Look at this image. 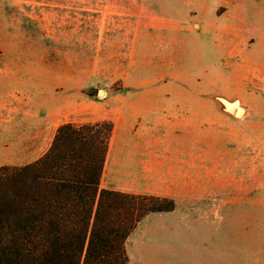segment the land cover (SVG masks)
<instances>
[{"label":"rangeland","instance_id":"obj_1","mask_svg":"<svg viewBox=\"0 0 264 264\" xmlns=\"http://www.w3.org/2000/svg\"><path fill=\"white\" fill-rule=\"evenodd\" d=\"M105 119L189 144V194L138 224L128 264H264V0H0V166Z\"/></svg>","mask_w":264,"mask_h":264},{"label":"trees","instance_id":"obj_2","mask_svg":"<svg viewBox=\"0 0 264 264\" xmlns=\"http://www.w3.org/2000/svg\"><path fill=\"white\" fill-rule=\"evenodd\" d=\"M114 123L66 122L38 159L0 166V264H128L127 240L173 198L102 187Z\"/></svg>","mask_w":264,"mask_h":264},{"label":"crops","instance_id":"obj_3","mask_svg":"<svg viewBox=\"0 0 264 264\" xmlns=\"http://www.w3.org/2000/svg\"><path fill=\"white\" fill-rule=\"evenodd\" d=\"M114 123L115 136L113 134V138L111 136L105 169L112 178L128 177L132 180L128 184L116 183L112 188L134 193L171 196L177 201L180 191L189 194L188 185L183 187L179 181L174 188V184L171 183L173 166L176 170L184 168L186 175L189 173L188 143L173 144L163 143L155 138L119 137L116 136L119 124Z\"/></svg>","mask_w":264,"mask_h":264},{"label":"water","instance_id":"obj_4","mask_svg":"<svg viewBox=\"0 0 264 264\" xmlns=\"http://www.w3.org/2000/svg\"><path fill=\"white\" fill-rule=\"evenodd\" d=\"M95 91L99 94H103L106 92V89L105 88H99V89H95Z\"/></svg>","mask_w":264,"mask_h":264},{"label":"bare ground","instance_id":"obj_5","mask_svg":"<svg viewBox=\"0 0 264 264\" xmlns=\"http://www.w3.org/2000/svg\"><path fill=\"white\" fill-rule=\"evenodd\" d=\"M238 116H242L244 114V109L243 108H239L237 111Z\"/></svg>","mask_w":264,"mask_h":264}]
</instances>
